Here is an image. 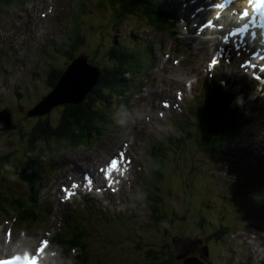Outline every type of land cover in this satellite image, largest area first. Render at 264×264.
<instances>
[{"label": "rangeland", "instance_id": "374dc122", "mask_svg": "<svg viewBox=\"0 0 264 264\" xmlns=\"http://www.w3.org/2000/svg\"><path fill=\"white\" fill-rule=\"evenodd\" d=\"M60 1L61 4L65 3V8L62 10L58 5ZM101 1H104L103 4ZM106 3L105 0H28L23 7L19 2L12 8L0 7V107L7 105L14 108L13 121L21 123L20 130L23 133H26L28 127L36 121L35 118L29 121L24 117L25 108H29L34 101L47 94L48 86L44 79L49 65L63 68L68 60L69 62L71 60L67 56H79L80 52H85L96 65L101 67L108 63L107 56L110 57V55L106 51L109 44L113 46L131 44L135 48H140L142 44L152 43L153 45L152 49H147L150 55L147 62L143 59L136 61L138 63L134 66L138 69L136 72L142 68L139 73L119 75L123 78V82H133L134 88H131L129 93L120 95V98L127 96L124 112L113 105L112 113L117 117L116 123L104 125L107 129L103 133L93 131L86 136L85 143L81 141V137L73 141L49 139L37 142L29 149H27V135L23 136L19 131L9 135H5V132H3L4 135L0 134V156L4 158L0 167V237L4 241H12L9 250L3 251H10L9 254H2V256L22 251H29L33 255L38 254L37 248L45 247L44 238L52 236V249L47 253L53 255L58 251L61 256L67 255L66 264H108L105 260H108L110 264H152L142 259L141 252L137 251L135 246L125 242L124 230L117 226L114 220L106 217V214L112 216L118 210L123 211L129 208L134 210L133 213L138 214L136 217L139 220L132 224L136 230H134L133 242L135 244L140 242L144 248L157 249L160 247L163 235L164 237L168 235L165 238L168 248L164 249L167 255L163 257L168 258L172 264H248L246 261L249 258L253 259L252 264H255V260L264 258V225H262L264 224V174L260 173L264 164L256 169L249 167L250 171L247 174L239 166L240 160L244 161L241 157L243 154H240L242 146L244 151H248L252 146L258 148V151H250L254 157H259L260 151L264 152V90L254 81L249 80L245 74L244 77L247 79H242V83L236 81L241 90L235 93V98L244 103L241 107L237 106L249 112L245 115L248 118V126L254 125L255 128L244 132L242 136L237 135L231 140L233 142L228 144L231 133L229 130L234 131L237 127L235 122L239 120L232 115L236 111L232 110L227 114L226 109L230 107H226L225 111L213 114L212 121L215 129L212 132L217 133V137L221 140L220 143L215 142L214 149L201 144L202 135L197 134L195 130L194 117L197 107L194 108L195 113L191 114L189 110L195 105L190 100L192 96L195 101L202 99L205 90L210 87V83L205 84V82L210 78L232 80L235 76H233L234 69L225 68L223 64L221 72H213L211 77L207 76L199 83L198 88L189 92V100L182 106V119L164 115L159 117L158 112H155L156 123L148 124L146 117L154 111V108H150L152 96L149 95L157 91L159 76L163 74V71L171 73L173 69L178 70V72L173 71L175 76L189 70L193 72L191 67L199 60V55L189 54L185 41L183 44L180 38L177 41L171 40L166 36V32L155 33L139 24L132 29L126 26L127 23L121 24L122 27L116 29L109 27L108 24L118 18L114 3L112 5L111 3L106 5ZM30 6L33 8L29 9ZM25 8V15L17 14L19 10L24 12ZM66 16L68 17L67 28ZM137 19L140 21L139 18ZM16 21L18 23L13 24ZM71 24L72 30L69 29ZM113 39L115 44L112 43ZM62 44H65L64 49L59 52L52 50ZM13 46L18 48L19 52L11 58L9 50ZM210 55H206V60ZM140 58H143V55ZM8 61L10 67L7 65ZM189 61L191 65L184 64ZM139 64H141L140 67ZM9 68L13 70L9 71ZM184 78L185 76L182 75V80ZM235 80L236 76L234 82ZM185 84H189V81ZM247 87L250 89L244 96L242 89ZM19 91L22 92L23 99L16 95ZM132 92L135 93L134 96ZM12 94L14 95L11 96ZM10 96L17 100L14 101ZM200 101L196 106L200 104ZM227 101L234 103L228 99L225 101L228 106L231 105ZM111 102L115 103L114 100ZM252 102L257 103L258 110L262 109V112L254 110L256 106ZM128 111L129 115H127ZM59 114L60 108L54 107L48 117L54 122ZM216 118L219 123L215 121ZM120 119L125 121L124 124L117 123ZM187 120L188 122H185ZM175 121L178 125L170 128L169 125ZM165 127L170 128L168 130L170 135L161 136ZM213 135L215 137V134ZM124 136L130 137L128 144L131 146L128 156L131 155L134 160V164L128 169V182L118 193L113 194L114 202L111 205L107 204L106 199L101 201L103 209L99 211L106 214L92 217L97 219L94 220L95 226L107 223L112 228L103 229L99 234L87 232L89 239L85 236L89 244L86 250L88 256L82 243L72 242L79 250L78 260L81 262L78 263L75 258L77 253L73 249L69 251L67 247L57 244L54 239L57 238V234L60 235L66 230L68 210L74 208L82 211L80 212L82 215L91 217L97 209L95 206L99 203L95 200L80 201L81 199L66 203L63 198L61 204L57 205L54 203L55 191L60 187V181L67 179V171L71 169L70 166L74 162L88 159V164H98L105 157L109 160L126 151L127 145L123 144ZM210 137L209 132L208 139L204 140L208 146L211 144ZM154 139L156 140L150 167L148 160H150V147ZM117 145H121V149L116 152ZM262 158L264 159V154ZM261 159L247 161V163L258 165ZM147 166L150 169L146 176L149 181L144 193H151L154 196L155 188L158 189L163 203L159 204L157 200L154 202L159 206L156 215H162L171 224L167 233L162 226L147 225L150 222L148 208L151 201L149 198L145 196L141 202L129 199V191L136 189V184L141 181V178L145 180ZM34 168L44 174L40 177L41 185L34 189L30 186L27 188L32 196H39L42 188L44 207L49 208L46 218L31 212L27 207L23 212L13 199L24 194V186L18 179L19 175L23 171ZM153 169L157 173L152 174ZM240 172L244 173L243 179L247 184L242 183L243 179L237 175ZM234 184L242 186L246 191L232 189L233 191L239 195L243 193L246 195L230 203L227 190H230ZM249 185L252 188H249ZM125 201L127 204L124 205ZM81 203L85 205L84 209ZM246 212L250 214V217ZM201 216H205V222L200 221V228L194 227L191 222H196ZM180 217L187 222H180ZM39 218L43 221L38 220ZM220 219L222 222L219 221ZM170 220L173 222L171 223ZM215 224L217 226L222 224V227L229 226L223 232V242L209 243L199 238L203 230H207L210 234L216 233ZM89 227L91 226H86V230ZM139 229L141 232L138 231ZM116 233H118L117 242L113 243L111 240L114 235L112 234ZM189 258L195 260L189 262ZM200 259L204 263L200 262ZM196 260L200 263H195ZM153 262V264H170L168 261Z\"/></svg>", "mask_w": 264, "mask_h": 264}, {"label": "bare ground", "instance_id": "6f19581e", "mask_svg": "<svg viewBox=\"0 0 264 264\" xmlns=\"http://www.w3.org/2000/svg\"><path fill=\"white\" fill-rule=\"evenodd\" d=\"M28 0H21V1H17V3H21L22 7L26 4ZM107 3L106 5L109 3H114L113 6L115 7L116 10V17L118 18L119 16L123 15V8H125V4L124 2L117 4V1H110V0H105ZM126 1V0H125ZM147 1V0H146ZM181 1V2H179ZM104 2V1H103ZM103 2L101 1V3L103 4ZM151 2V4H150ZM168 5L173 6V7H177L180 10V16H182V20L183 22L186 24L187 30H189L191 27L189 26V12L191 10V7L189 6L190 0H166V2ZM76 4V3H75ZM117 4V5H115ZM147 4V3H145ZM150 4V5H149ZM149 4L145 5V6H158V0H149ZM202 6H206V5H202ZM21 7V8H22ZM27 8V7H26ZM26 8L24 10V12L20 11L17 14H22L26 12ZM33 6H30L29 9H32ZM132 9V8H131ZM134 10V9H132ZM210 11V10H208ZM98 12V9L96 8V13ZM152 12H154L152 14ZM147 15H146V14ZM157 11L154 7H151V13L150 12H143L140 11L139 15L141 16H136V15H131L128 17H123L120 18L118 21H111L108 26L109 27H114V29L122 27L121 24L123 23H127L126 26H129V29H132L133 27H136V25H143L145 27H147L148 29H151L153 32L155 33H159L160 32V27L158 24V18H152L155 17ZM148 16V17H147ZM196 17H201L200 13H197L195 15ZM211 16V14H210ZM209 17V16H208ZM207 17V18H208ZM139 18L140 21L137 19ZM179 17L175 18L176 20ZM212 18V16H211ZM210 18V19H211ZM74 22V19H73ZM175 23V21H174ZM217 25V23H216ZM216 27V26H215ZM214 30H216L214 28ZM220 34V33H218ZM200 35H191V36H186L183 41H185L187 43L188 49L190 50L191 53H197L199 55V60L191 67L193 72L191 70L183 73V74H178V76L173 75V71L178 72V70L173 69L171 73H165V71H163V74L159 76V85L157 87V91L152 92V94H150L149 96L151 97V105L150 108H154V111L151 115H148L146 117V119L148 120L147 123L148 124H155L156 123V116H155V112H159L161 115H164L165 117L168 116H175L177 119H182L183 118V113H182V106L184 105V102L189 100V92H191L192 89L198 88L199 87V83L201 82V80L206 76V74L212 69L214 72H221L222 71V63L224 62V60L226 61V64L228 65H232V67H234V61H232V58L230 59H226L221 53L219 54V56L217 58H215L214 64H213V68H208V66H205V60H206V55L207 54H214L217 50L218 44H222L221 42V38L220 35H211L210 37L204 36L199 38ZM197 38L199 40H197ZM115 40H112V43H114ZM249 42V41H246ZM251 44V42H250ZM135 46V45H134ZM225 50H227V52H229V54H232L233 57L235 58H240L243 57L244 55L246 56L245 51L241 50V49H235L232 48L231 44H227L223 46ZM251 47V46H249ZM219 52V51H217ZM202 54V55H201ZM204 54V56H203ZM229 54H227V57L229 58ZM236 55H240V57H236ZM211 56V55H210ZM182 75L185 76L184 80H182ZM235 75V74H234ZM233 75V76H234ZM251 75H254L256 77H258L259 75L257 74V72L255 71H251L250 74L247 76L248 78L251 77ZM80 79L82 81H84L85 83H87L89 81V75L86 72H82L80 73ZM217 76L219 78V74L217 73ZM192 78H195V80H192ZM235 76L232 77V83L234 82ZM240 79H247L246 77H244V75L240 76ZM98 80V77H97ZM59 79L57 80L56 84L58 83ZM189 81L190 83V89L187 90L185 82ZM55 84V86H56ZM54 86V88H55ZM260 88H263L264 90V85H259ZM54 88H52L50 91L48 90V95L51 94V92L54 90ZM250 88H243L242 89V94L245 96L248 94ZM112 91H115V93H113L112 98L110 100H114L115 103H119L122 99V97L120 98V95L124 94V87L123 85L120 86L119 88H117L116 91V87L113 88ZM89 94V91L86 93L85 97L83 98V100L79 103L76 102H65V103H61L57 106H54L56 108H60V113L63 109H68L67 106L68 105H80L82 104V102L85 100L86 96ZM110 95V94H108ZM106 104H103L102 106H98V110L104 108ZM209 103L207 102L205 107L203 109H205V111H208L209 107H208ZM202 110V109H201ZM203 111V110H202ZM33 118L35 119H40L42 118L41 115H36ZM201 120H203V116H200ZM186 120V119H184ZM15 122L13 121L12 118V124H14ZM136 129V127H135ZM200 130L203 129V126L199 127ZM3 130H0V133ZM13 131V130H11ZM92 133L89 132L88 134ZM88 134H85L81 137V140L84 139ZM125 140L123 142V144H128V140L130 139L129 136H124ZM134 142H132V145ZM130 146L128 144V149L126 151H123L118 157L117 163H123L126 162V160L128 159V152L130 149ZM244 146H242V151L240 152V154H245L246 156H249L247 158L248 161H256L260 158L263 157V153L260 151L259 153V157H254L251 155L250 151L256 150L258 151V149H255L253 147H250L248 151H244L245 149H243ZM27 149H29V147H27ZM121 149V145H117L116 147V152ZM240 151V150H239ZM130 159H132V156L129 157ZM129 159V160H130ZM29 160H32V158H29ZM108 158L105 157L104 160L100 161L98 164H93L90 165L88 164V159H84L83 161L80 162H74L73 164H71V169L67 171L68 173V177L66 180L60 181V187L55 191V204L59 205L61 204L62 199L64 198V195L67 192H71L72 187H71V183L76 181L77 183H81L79 178L83 177L86 178V175H88V172L91 173V175L94 177V181H95V185H100L101 184V173L99 172L98 169H100L101 167L105 166L107 163ZM88 167H92L91 172L89 170ZM127 167V165H126ZM157 172H155V170H152V174H155ZM129 175V174H128ZM136 188L141 189L142 191H146L147 190V185L141 186L139 185V183L136 184ZM96 191V190H94ZM127 204V201H125L124 205ZM260 234V233H259ZM259 241V240H258ZM7 242H10L9 244H6ZM12 245V241H4L2 237H0V254H3L4 249L6 251L9 250V248ZM46 246L49 249H52V244L50 243V239H46V244L45 247L43 248H39L38 252H41L42 250H44L46 248ZM10 252V251H9ZM6 252V253H9ZM28 253V252H26ZM66 255V254H65ZM61 256V255H60ZM67 256V255H66ZM66 256H62V260H63V264L65 263V259ZM184 256V255H182ZM45 258L43 259L45 264H51V258L53 257V255H45ZM68 257V256H67ZM184 259V258H182ZM189 262H191L192 260H195L194 258H189L188 259ZM253 259H248L246 262L248 264H252ZM254 262H256L255 264H260L261 260H255ZM191 264V263H190Z\"/></svg>", "mask_w": 264, "mask_h": 264}, {"label": "trees", "instance_id": "16d2710c", "mask_svg": "<svg viewBox=\"0 0 264 264\" xmlns=\"http://www.w3.org/2000/svg\"><path fill=\"white\" fill-rule=\"evenodd\" d=\"M17 1H21V0H0V7H5V8L12 7L13 5L17 4ZM112 1H114V0H112ZM145 3L149 4L146 0H126V1L124 0V4H125V8H123L124 14L119 16L118 19L123 18V17H128L131 15L138 16L140 11H142V13L144 11L148 12L145 10V5H147ZM150 4H151V2H150ZM148 7H150V6H148ZM131 8L134 10H132ZM150 13H151V11H150ZM153 13L154 12H152V14ZM156 18H158V20H159L158 22H159L160 30H163L166 27V22L164 19H162V15L159 11L156 13ZM75 36L77 37V34H75ZM112 49H114V47H112ZM60 50H62V49H59L58 51H60ZM114 51H115V53L111 52L109 50V55L114 54L113 57H111L113 60H111V63L107 64V67L105 66V67L101 68V72H100L97 84L91 89V91L86 96V98L82 102V104H80V105H68L67 106L68 109H63L61 111V113L58 115L56 121H54V122H52L48 117V114L51 111L50 110L47 114L41 116L42 118L36 119V121H34L33 125L28 127L26 133L21 132L20 129H21L22 125H21V123L18 124L16 122V123H14L16 128L13 129V131H9L8 133L5 132L6 134L5 133H0V134L9 135V134H14V132H16V131H19L23 136L24 135L28 136L27 147H32L37 142H44V141H47V140L52 139V138L63 139L66 141H73L78 137H82L85 133L88 134V132L90 130H92L94 128V126H96L98 123L106 121L107 117H106V113L104 111L105 107L98 110V106L99 105L102 106L103 104H106V103L109 104L110 103V99L112 98L113 93H115V91H112L113 88L116 87V91H117V88H119L120 86L123 85V79H121L119 75H121V73H123V72L129 74V72H131L130 66H132V64L135 63L137 60V56H135V53L130 51V50H127V48L125 50H121V51H116V50H114ZM67 57L69 59H73L75 56L74 57L73 56L72 57L67 56ZM131 59H132V62L130 64L129 60H131ZM114 61H115V63H114ZM68 63H69V60L66 63V65H68ZM63 69H65V68H63ZM63 69L62 68H56L54 66H50L47 69L46 74H45V79H44L46 85L48 86L47 90L50 91L52 88H54L57 80L60 78V76L62 74ZM108 94H110V95H108ZM13 95L14 94H12L11 96H13ZM16 95L19 97L23 96L21 91L16 92ZM226 95H228V94H226ZM11 96H10V98H13ZM42 97H43V95H42ZM13 99H14V101L17 100V98H13ZM22 99H23V97H22ZM211 100H212V98L210 97L206 101V102H209L208 111H210V112L225 111L226 107L227 108L230 107V109H226V111L229 113H231L232 110H233V112L236 111V112H234L235 113L234 115L237 117L236 120H239V121L235 122L237 125L236 128L238 129V131H242L243 128H245L244 126L248 122L243 117L242 113L244 112V110L239 109L238 106L232 102H231V106H228L225 104V102L215 101L213 103H210ZM229 102L230 101H227V103H229ZM34 103H36V101L33 102L32 106L34 105ZM4 106H6V105H4ZM4 106H1V107H4ZM32 106H30L29 108H31ZM29 108H25V111H27ZM24 117L27 118L25 116V114H24ZM27 119H29V121H30L33 118L28 117ZM200 120H201V118H200ZM202 122H204V121L201 120V122L198 126V131H199L200 135L205 137L206 134L208 133V130L206 127H204L202 125ZM200 126H203L202 130L199 129ZM212 128H213V130L215 129L214 126H212ZM230 131H232V130H230ZM211 133H213L212 130H211ZM215 142H216V144L221 142V140L219 139V137H217V135L215 136ZM3 161H4V158L0 156V167L3 163ZM31 177H33V175L30 177L26 176L24 178H21V180H23L25 182H30L32 179ZM28 192H29L28 188H25L24 189V195H26V194L28 195ZM27 198H29L30 201H34L31 197V195L23 196V197H22V195H19L18 197H13L14 201L16 202L18 207H20V209L23 212L26 209L25 207H26V199ZM150 199L152 200V203H153V200L155 198H152V195H150ZM30 203L31 202H27L28 207H30ZM153 206L151 207V210H150V213H151L150 222L147 225L156 227L157 224L158 225L160 224L159 223V220H160L162 222V224L165 225V228L167 229V221L165 222V220L163 219V217L161 215H156V211L159 208V206L157 207V205H155V204H153ZM219 221L222 222L221 219ZM74 223L77 224L76 221H74ZM199 227H200V225H199ZM77 230H79L77 227L70 228L68 230L69 233L67 234V237H68L69 242L72 243L75 241H79L81 243V241L79 239L82 237V234H81V232H77ZM215 232L216 233L209 234L208 238H206V239L208 241H218V242L222 241L223 242L224 230H223L222 226L219 228V231H215ZM219 235L221 238L219 237ZM211 237H213V238H211ZM140 248L141 247H138V249H140ZM166 248H168V245L166 244L165 237L163 235V238H162L161 243H160V247H158L157 249H153V248H149L146 250L143 249V251L145 250V255L147 257L157 258L159 263H163V262H167V261L169 262L168 258L163 257V256L167 255L166 251L164 250ZM169 263L172 264L171 262H169Z\"/></svg>", "mask_w": 264, "mask_h": 264}, {"label": "clouds", "instance_id": "9594fccd", "mask_svg": "<svg viewBox=\"0 0 264 264\" xmlns=\"http://www.w3.org/2000/svg\"><path fill=\"white\" fill-rule=\"evenodd\" d=\"M70 30H72V28H69ZM80 54H84L85 56H86V59H87V63L89 64V65H91V66H93V67H96V66H99V65H96L89 57H88V55L85 53V52H80L79 53V55ZM78 57V55H76L73 59H71L70 60V62L68 63V65H66L65 67H63V68H65V69H63V71H62V74L65 72V70L68 68V66L76 59ZM57 68V67H56ZM97 68V67H96ZM131 69V72H129V74H127V75H130V74H132V73H134V74H136V73H139L141 70H142V68H139V72H136L138 69H136V68H130ZM101 72V68L99 69V73ZM62 74H61V76H62ZM121 75H123L122 73H121ZM60 76V77H61ZM99 78V77H98ZM60 79V78H59ZM121 79H123V78H121ZM98 81V80H97ZM97 81H96V83L95 84H97ZM92 89V88H91ZM90 89V90H91ZM204 97V96H203ZM202 97V98H203ZM206 101L208 100V99H205ZM240 100L239 99H237L236 100V104H240ZM209 103V102H208ZM210 103H213V101H211ZM203 108H204V106H203ZM203 108H201L202 110H201V112L198 114V118H195V121H196V132H197V134H199L200 135V133H199V131H198V126H199V124H200V122H201V120H200V116L202 115L203 116V121L204 122H202V125L204 126V127H206L207 128V130H208V133L210 132V135H211V137L209 138V141H210V146H208L207 145V143H206V141H204V140H206V139H208V133L206 134V136L204 137V136H201V144L203 145V146H207V147H209V148H211V149H214L215 148V137H214V135L213 134H215V136L217 135V133H215V132H213V134L211 133V130H213V128H212V126H215V124H214V122L212 121V118L214 117L213 116V114H215V113H219V112H221V111H218V112H210V111H206L205 112V109H203ZM190 111V110H189ZM215 121L217 122V123H219V120H218V118H216L215 119ZM124 120L123 119H120V120H118L117 121V123H119V124H124ZM174 124L175 125H177L178 123L175 121L174 122ZM168 130H170V129H168V128H165V132H166V134L167 135H170L169 133H168ZM230 131V130H229ZM236 130H232V131H230L231 133H230V138H229V140H228V143L230 142V140L232 139L231 137L232 136H237V135H241L240 133H237V131H236V133H234ZM245 131H247V130H244V128H243V130L241 131L242 133H244ZM235 134V135H234ZM55 140H63V139H55ZM66 141V140H65ZM209 152V151H208ZM153 159L152 158H150V160H148V162H149V165H150V167H151V161H152ZM153 165H154V163H152ZM148 172L146 173V175H148L149 174V171H150V169L148 168V170H147ZM148 180V179H147ZM149 181V180H148ZM145 196H146V193H144L141 189H139V188H136V189H131L130 191H129V199L130 200H132V201H137V202H141V201H143L144 200V198H145ZM149 196H150V194H149ZM229 197H230V203H232V201H236L235 199H239V198H237L236 196H234V195H228ZM34 198H36L35 196H34ZM152 198H155L154 200H153V203H152V200L150 199V201H151V204H150V207L148 208L149 209V213H150V210H151V207L153 206V204H155L154 202L157 200V202L159 203V204H162L163 203V200L161 199V197H160V195L158 194V189L157 188H155V195L154 196H152ZM28 205V204H27ZM155 205H157V204H155ZM170 206V205H169ZM154 207V206H153ZM157 207H158V205H157ZM171 207V206H170ZM238 208H240V210L241 211H243V212H245V210H243L241 207H238ZM69 212H68V217L66 218V223H65V227H66V230L63 232V233H61L60 235L59 234H57V238H55L54 240L57 242V244H61V245H63V246H65V247H67L68 248V250L69 251H71L72 249L74 250V252H76L77 254L75 255V258L77 259V262L78 263H80L81 261H79L78 260V255H79V250L76 248V246L74 245V244H72L71 242H69L68 241V237H67V234L69 233L68 232V230L70 229V228H74V227H77L79 230H77V232H81V234H82V237L79 239L80 241H81V243L85 246L84 247V249H85V253H86V250H87V248L89 247V244H88V240H87V238H86V236H87V232H93V233H98L99 234V232L101 231V230H103V229H111L112 228V226H110L109 228H107V227H98V226H94V225H92V224H90V222L89 221H86L79 213V211H77V210H75L74 208H72V209H70V210H68ZM122 211V210H121ZM247 213V215H248V217H250V214L248 213V212H246ZM122 216H120L119 214H115L114 216H116L117 218H119L120 220H122V221H124V222H126L127 223V221H125V219L123 218L124 217V215L125 216H131V214H132V212L130 211V210H128V209H124L123 211H122V213H120ZM162 216V215H161ZM163 217V216H162ZM203 218H205V216H203ZM164 219V218H163ZM165 220V219H164ZM74 221H76L77 222V224H75L74 223ZM129 221V220H128ZM167 220H165V222H166ZM177 221H179V220H177ZM200 221H201V219L200 220H197V223L195 224V225H193V221L191 222V224L195 227V226H198L199 227V223H200ZM133 222H135V220L133 219ZM155 222V221H154ZM170 222L172 223L173 221L172 220H170ZM180 222H187V221H185L182 217H180ZM159 225L157 224L156 225V227H159V226H162L163 228H164V230H165V233H167V230L168 229H170V227H171V224L167 221V229L165 228V225L164 224H162V222L159 220ZM88 225H90L91 227H89L87 230H86V226H88ZM221 226V225H220ZM128 227V226H127ZM124 228V227H123ZM122 228V229H123ZM200 228V227H199ZM202 231V230H201ZM121 232V231H120ZM203 232V236H204V234L205 235H207V237L206 238H208V235L210 234L207 230H203L202 231ZM111 234V233H110ZM117 234L118 233H116V234H112V235H114V238L111 240L113 243H116L117 242ZM59 235V236H58ZM86 235V236H85ZM168 236V235H167ZM166 236V237H167ZM88 237V236H87ZM165 237V238H166ZM205 237V236H204ZM206 238H204V242L206 241V242H212V241H208ZM46 239H50V243H51V240H52V236L51 237H46V238H44V240L46 241ZM88 239H89V237H88ZM124 240H125V242H127V243H129V244H132L131 246H135L136 247V249H137V251H139V252H141V255H142V259H145V261H149L150 263H154L153 261H157L158 262V260H157V258H149V257H147L146 255H145V250L146 249H149V248H144V247H142V248H140V249H138V247H141V244H140V242H137L136 244H135V242H133V238H130L129 236H126L125 234H124ZM139 243V244H138ZM45 244H46V242H45ZM41 248H43V247H41ZM40 248V249H41ZM39 248H37V250H38ZM143 249H145L144 251H143ZM36 250V251H37ZM50 249L46 246V248L44 249V250H42L41 252H37L38 253V255H39V257H40V264H45V262H44V256L45 255H49V253H47V252H50L49 251ZM37 255V254H36ZM86 255L88 256V254L86 253ZM105 262H108V264H110L109 263V261L108 260H105ZM51 264H63V260H62V256H60L59 254H58V251H57V253H53V257L51 258ZM260 264H264V258L263 259H261V263Z\"/></svg>", "mask_w": 264, "mask_h": 264}, {"label": "water", "instance_id": "95a60500", "mask_svg": "<svg viewBox=\"0 0 264 264\" xmlns=\"http://www.w3.org/2000/svg\"><path fill=\"white\" fill-rule=\"evenodd\" d=\"M86 72L89 81L85 83L80 79V73ZM99 70L87 63L86 56L80 54L65 70L50 95L44 97L31 110L27 112V117L43 115L52 107L65 102L79 103L86 93L96 83ZM15 128L12 124V110L4 108L0 110V130L9 132ZM2 131V132H3ZM195 263H198L196 260Z\"/></svg>", "mask_w": 264, "mask_h": 264}]
</instances>
